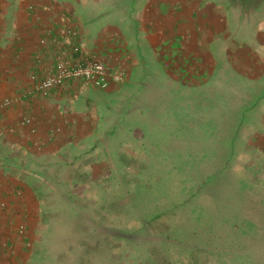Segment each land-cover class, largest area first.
<instances>
[{"label": "rangeland", "instance_id": "obj_1", "mask_svg": "<svg viewBox=\"0 0 264 264\" xmlns=\"http://www.w3.org/2000/svg\"><path fill=\"white\" fill-rule=\"evenodd\" d=\"M142 2L92 8L110 16ZM242 4L250 20L220 40L240 53L214 48L170 74L155 65L123 101L100 105L112 119L101 138L108 168L55 171L61 224L28 264H264V0ZM187 10L189 22L203 18ZM222 52L233 72L214 70Z\"/></svg>", "mask_w": 264, "mask_h": 264}, {"label": "crops", "instance_id": "obj_2", "mask_svg": "<svg viewBox=\"0 0 264 264\" xmlns=\"http://www.w3.org/2000/svg\"><path fill=\"white\" fill-rule=\"evenodd\" d=\"M142 1L138 9L117 10L111 13L112 18L92 8L96 4L98 9V0H0V193L8 203L7 210L0 209V264H28L38 247L45 246L48 234H56L55 224L60 222L54 217L64 209L57 169L108 168L101 138L113 132L108 127L112 119L100 105L115 99L123 101L149 72L156 73L155 65L170 74L168 66L177 69L180 63L186 65L187 60L198 56H214V48L240 53L235 47L230 51L228 45L222 48L220 40L234 41L242 32V24L250 20L244 18L242 0ZM149 5H157L153 14ZM31 7L36 12L30 11ZM198 8L203 18L189 22L187 9ZM35 15L41 23L36 22ZM47 28L54 30L51 36L45 35ZM66 30L76 31L78 37H66ZM45 37L46 43L41 44ZM74 46L120 72L124 83L102 91L74 80L47 98L23 99L12 108L2 107L4 99L17 98L29 89L33 77L52 74L58 60H66ZM224 57L223 52L219 54L214 70L218 72L219 66L227 64L222 66L233 72ZM204 61L200 63L202 70L207 63ZM168 74L166 79L170 81ZM26 116L35 118L38 127L31 139L46 140L41 148L29 141V131L21 125ZM54 128L61 132L47 142ZM107 180L102 177L99 184L104 186ZM18 192H23V198L17 197ZM47 213L52 216L50 222L45 220ZM23 220L29 227L30 250L16 233V226Z\"/></svg>", "mask_w": 264, "mask_h": 264}, {"label": "built area", "instance_id": "obj_3", "mask_svg": "<svg viewBox=\"0 0 264 264\" xmlns=\"http://www.w3.org/2000/svg\"><path fill=\"white\" fill-rule=\"evenodd\" d=\"M30 11L36 12L34 7L30 8ZM35 20L37 23H41L42 19L39 15H35ZM54 33L52 28H47L45 30L46 36H51ZM66 37L77 38L78 33L72 30H66ZM46 37L41 41V44L46 43ZM33 82L29 89L21 93L17 98L4 99L2 102V107L12 108L19 104L23 99H32L35 97L47 98L51 93L60 88H64L69 82L78 80L82 81L84 84L94 87L98 90L106 91L112 85L123 84L125 81L124 76L108 67L103 65L100 61L87 56L83 53L79 47H72L70 54L66 60H58L55 68L52 70V74L44 78H32ZM21 125L28 129L29 131V141L34 143V146L41 148L46 143L43 141H33L31 137L38 133V127L36 125L35 118L32 116H26L22 119ZM14 133V129L10 130ZM61 132L60 128H54L49 133L47 142H52L54 137ZM23 192H18L17 197L23 198ZM0 209L7 210L8 203L2 200L0 193ZM16 233L19 238L26 240L25 247L27 250L32 248L31 242L28 240L29 227L27 221H22L16 226Z\"/></svg>", "mask_w": 264, "mask_h": 264}, {"label": "water", "instance_id": "obj_4", "mask_svg": "<svg viewBox=\"0 0 264 264\" xmlns=\"http://www.w3.org/2000/svg\"><path fill=\"white\" fill-rule=\"evenodd\" d=\"M243 3L248 4L251 2V0H242ZM253 2V1H252Z\"/></svg>", "mask_w": 264, "mask_h": 264}]
</instances>
